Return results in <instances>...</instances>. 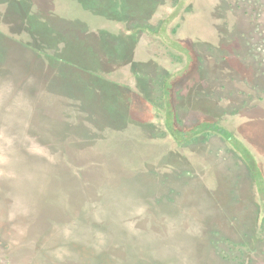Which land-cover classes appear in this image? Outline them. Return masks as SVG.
<instances>
[{
  "label": "rangeland",
  "instance_id": "obj_1",
  "mask_svg": "<svg viewBox=\"0 0 264 264\" xmlns=\"http://www.w3.org/2000/svg\"><path fill=\"white\" fill-rule=\"evenodd\" d=\"M4 79L0 264H264V0H0Z\"/></svg>",
  "mask_w": 264,
  "mask_h": 264
},
{
  "label": "trees",
  "instance_id": "obj_2",
  "mask_svg": "<svg viewBox=\"0 0 264 264\" xmlns=\"http://www.w3.org/2000/svg\"><path fill=\"white\" fill-rule=\"evenodd\" d=\"M207 127L210 129V127L207 124H201V125H199L198 129L192 130L191 134H195V133H197V131L203 130ZM214 128H215L214 130L218 131L219 134L224 138V140H226L236 150V152L239 153V155L241 156L243 161L246 163V165L248 166V168L252 172L256 183L260 186L261 177L259 175V171L256 168V165L254 163V159H253L251 153L248 152V149L237 138H235L234 135L229 133L227 130H225L219 126H216ZM183 135H184V132H183Z\"/></svg>",
  "mask_w": 264,
  "mask_h": 264
},
{
  "label": "crops",
  "instance_id": "obj_3",
  "mask_svg": "<svg viewBox=\"0 0 264 264\" xmlns=\"http://www.w3.org/2000/svg\"><path fill=\"white\" fill-rule=\"evenodd\" d=\"M8 66H9V65H7V64L5 65L6 68H8ZM9 67H10V66H9ZM54 67H55V66H53V68H54ZM54 70H55V69H54ZM4 72H5V71H4ZM10 73H11V72H10ZM43 78H44V77H42L41 79H43ZM45 80H46V79H45ZM45 80H43V82H45ZM41 82H42V81H41ZM1 84L5 86V84H6L5 79H4V80H0V85H1ZM3 94H4V92H3Z\"/></svg>",
  "mask_w": 264,
  "mask_h": 264
},
{
  "label": "flooded vegetation",
  "instance_id": "obj_4",
  "mask_svg": "<svg viewBox=\"0 0 264 264\" xmlns=\"http://www.w3.org/2000/svg\"><path fill=\"white\" fill-rule=\"evenodd\" d=\"M5 194H6L7 197H9V195L7 193H5ZM1 196H2V194H1ZM7 222H9V221H7Z\"/></svg>",
  "mask_w": 264,
  "mask_h": 264
}]
</instances>
